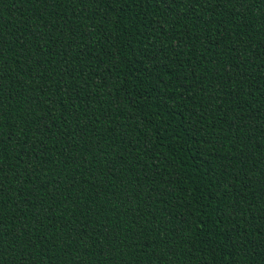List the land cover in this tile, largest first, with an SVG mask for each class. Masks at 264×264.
<instances>
[{"label": "trees", "instance_id": "16d2710c", "mask_svg": "<svg viewBox=\"0 0 264 264\" xmlns=\"http://www.w3.org/2000/svg\"><path fill=\"white\" fill-rule=\"evenodd\" d=\"M0 264H264V0H0Z\"/></svg>", "mask_w": 264, "mask_h": 264}, {"label": "snow or ice", "instance_id": "6c2138e0", "mask_svg": "<svg viewBox=\"0 0 264 264\" xmlns=\"http://www.w3.org/2000/svg\"><path fill=\"white\" fill-rule=\"evenodd\" d=\"M170 3H173V4L176 3V0H170ZM0 55H2V53H0ZM0 79H2V76H0ZM11 97H12V94L10 92L7 93V97H6L4 86L0 85V118H2L5 115V108H4L5 100L7 99V102L10 106ZM0 163H2V160H0ZM4 171L5 169L0 168V178L3 177ZM0 182H2V180H0ZM2 226H3V221L0 220V228H2Z\"/></svg>", "mask_w": 264, "mask_h": 264}]
</instances>
